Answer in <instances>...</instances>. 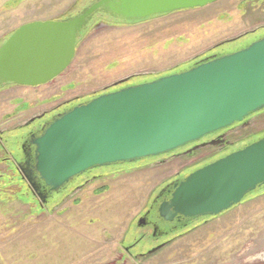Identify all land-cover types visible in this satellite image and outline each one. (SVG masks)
<instances>
[{
    "label": "rangeland",
    "instance_id": "1",
    "mask_svg": "<svg viewBox=\"0 0 264 264\" xmlns=\"http://www.w3.org/2000/svg\"><path fill=\"white\" fill-rule=\"evenodd\" d=\"M90 1L0 0V39L26 23L61 20ZM263 36L264 0H219L138 23H102L81 37L56 79L0 92V131L12 138L17 127L58 104L181 72ZM262 134L264 113L230 137ZM212 151L105 167L73 195L40 209L1 163L0 150V264H264V186L219 216L195 219L162 248L128 249L147 231L136 221L159 189Z\"/></svg>",
    "mask_w": 264,
    "mask_h": 264
},
{
    "label": "water",
    "instance_id": "2",
    "mask_svg": "<svg viewBox=\"0 0 264 264\" xmlns=\"http://www.w3.org/2000/svg\"><path fill=\"white\" fill-rule=\"evenodd\" d=\"M217 1L95 0L75 16L26 23L0 46V86L36 88L56 79L70 66L78 35L96 14L132 24ZM262 109L264 36L187 70L73 106L30 140L32 172L56 192L90 169L170 153ZM29 175L24 174L35 191ZM262 186L264 137L186 175L157 213L166 222L216 217Z\"/></svg>",
    "mask_w": 264,
    "mask_h": 264
},
{
    "label": "flooded vegetation",
    "instance_id": "3",
    "mask_svg": "<svg viewBox=\"0 0 264 264\" xmlns=\"http://www.w3.org/2000/svg\"><path fill=\"white\" fill-rule=\"evenodd\" d=\"M95 0H91L86 6L81 7L76 13L68 16L72 17L78 14L83 8L87 7L91 2ZM65 17V18H68ZM63 18V19H65ZM116 24L121 23L117 20H113L106 15L103 14H96L92 20L88 23L85 29L81 30L78 38L77 43L81 39L83 35H85L90 29L94 28V26H100L102 23L107 24ZM13 32L9 33L6 36H3L0 39V46L7 40V38ZM212 56H216V54H210L207 57L199 60L195 64H198L200 61L210 58ZM17 87L12 84L0 86V92L7 89V88ZM125 86H119L117 89L122 88ZM110 89L106 92H111L117 90ZM84 101L77 102L75 104L70 102H64L58 104L56 107L50 109L49 111L41 112L39 115L32 117L29 121L25 124L17 127L12 134V138L4 139V131H0V150L4 157L1 159V163L7 166L8 170H13L17 174L20 181L25 185L26 194L34 199L39 208L42 209L43 207H47L50 204H57L61 199L65 196L73 195L76 191H78L90 178H96L102 176L98 174L99 172H105L107 169L102 168H93L90 169L83 174L73 178L69 183L64 185L61 189L56 192L49 191V189L38 179L37 175L32 172L33 170V163H34V148L30 144V140L40 135L42 130L47 126L49 122L55 119L58 115L64 113L68 109L72 108L73 106L83 103ZM21 109V107H19ZM264 113V109L250 114L246 118L243 119L240 123H235L228 128L222 129L220 131L214 132L210 135H207L196 142L187 144L184 147L178 148L170 153L160 155L154 158L156 162L163 161L166 158H175V157H192L195 154L199 153V151L213 149L212 152L209 154L198 158V160L185 165L184 168L187 169L186 175L191 173L192 171L199 169L217 159H220L231 152L239 150L244 146L264 137L262 135H248L243 139H235L231 140V135L234 131L239 129H244L248 124L252 117L261 115ZM11 139H14L13 143H11ZM7 146L11 147V151L7 148ZM123 165V164H121ZM109 167H117V165L108 166ZM184 170V169H182ZM32 173V176L29 173ZM29 175L32 182L35 184V191L28 183L27 179L25 178L24 174ZM98 174V175H97ZM186 175H181V173L177 174V177L169 180L166 182L157 192V194L152 198L150 204L145 208L144 212L138 217L136 221V226L139 229H147L145 233H141L135 241L130 244L128 247L129 250L132 249H142L145 247H150L148 250L154 251L156 249L162 248L166 246L168 243L172 241L177 236L182 234V231L186 230L187 227L190 225L191 222L195 221V219H177L174 218L172 222H166L162 218L158 216L157 209L160 204L164 201H168L170 198V194L174 189V185L180 182ZM181 176V177H178ZM139 219L141 223L138 224ZM200 219V218H198ZM148 235H147V233Z\"/></svg>",
    "mask_w": 264,
    "mask_h": 264
},
{
    "label": "trees",
    "instance_id": "4",
    "mask_svg": "<svg viewBox=\"0 0 264 264\" xmlns=\"http://www.w3.org/2000/svg\"><path fill=\"white\" fill-rule=\"evenodd\" d=\"M222 52L226 53V51H222ZM224 53H222V54H224Z\"/></svg>",
    "mask_w": 264,
    "mask_h": 264
}]
</instances>
